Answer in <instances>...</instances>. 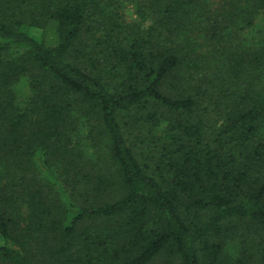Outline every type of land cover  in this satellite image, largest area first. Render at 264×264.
Instances as JSON below:
<instances>
[{
    "label": "trees",
    "instance_id": "16d2710c",
    "mask_svg": "<svg viewBox=\"0 0 264 264\" xmlns=\"http://www.w3.org/2000/svg\"><path fill=\"white\" fill-rule=\"evenodd\" d=\"M0 264H264V0H0Z\"/></svg>",
    "mask_w": 264,
    "mask_h": 264
},
{
    "label": "rangeland",
    "instance_id": "374dc122",
    "mask_svg": "<svg viewBox=\"0 0 264 264\" xmlns=\"http://www.w3.org/2000/svg\"><path fill=\"white\" fill-rule=\"evenodd\" d=\"M125 16H126V19L128 20V21H133V20H135V19H137L138 17H137V15L135 14V12H134V9H133V7L131 6V5H129V6H127L126 8H125ZM45 33H46V35H49V34H51V32L49 31V30H47V31H45ZM84 133H83V129L81 128L80 129V138H81V135H83Z\"/></svg>",
    "mask_w": 264,
    "mask_h": 264
}]
</instances>
